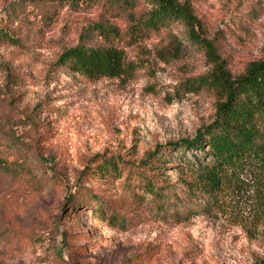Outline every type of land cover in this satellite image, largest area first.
Returning a JSON list of instances; mask_svg holds the SVG:
<instances>
[{
	"label": "rangeland",
	"instance_id": "374dc122",
	"mask_svg": "<svg viewBox=\"0 0 264 264\" xmlns=\"http://www.w3.org/2000/svg\"><path fill=\"white\" fill-rule=\"evenodd\" d=\"M191 1L232 74L263 56L264 0ZM96 21L122 33L101 36L92 31ZM125 27L105 0H0V264H253L264 258V172L231 173L211 198L195 188L187 169H177L185 165L180 154L194 155L178 143L214 113L213 92L186 83L212 70L203 50L186 43L174 55L168 35H181L179 24L136 40ZM78 42L121 48L124 71L113 77L70 71L59 55ZM154 150L172 159L149 175L157 195L132 183L125 191L137 192L136 200L119 205L118 199L116 217L98 215V201L68 205L71 184L99 156L136 167ZM96 180L83 187L110 202L122 198L117 181L101 174Z\"/></svg>",
	"mask_w": 264,
	"mask_h": 264
},
{
	"label": "trees",
	"instance_id": "16d2710c",
	"mask_svg": "<svg viewBox=\"0 0 264 264\" xmlns=\"http://www.w3.org/2000/svg\"><path fill=\"white\" fill-rule=\"evenodd\" d=\"M47 1L63 3L76 0ZM141 1L105 0L113 15L124 20L127 37L136 40L179 24L184 32L179 36L168 35L174 46V55L179 54L183 45L190 43L202 49L212 65L208 73L189 78L186 82L191 89L205 87L211 90L216 103L209 123L192 138L182 139L178 143L177 149H192L194 155L192 160L180 154L185 165L177 169H187L193 177L191 181L195 188L211 198L215 197L231 173L248 168L264 172V50L261 58L248 62L239 74H232L223 63L214 42L206 35L191 0H144L148 7L140 9ZM92 29L106 38L122 33L119 28L104 21L94 22ZM124 57L123 50L116 46L78 42L61 52L59 62L70 71L87 77H113L124 71ZM174 146L175 143L169 142L168 147ZM156 153L157 150L148 151L136 167L129 162L99 156L91 166H85L82 175L71 184L68 205L82 206L88 200L98 201L100 204L94 210L98 215L110 212L109 216L116 217L115 203H118V199L121 202L119 205L126 200H136L137 192L133 190V196L126 192L135 188L132 183L157 195V186L149 179V175H157L158 172L153 170L165 168L163 164L172 159L156 156ZM58 172L52 175L53 182L59 178ZM100 174L106 177L108 183L117 181L122 198L115 197L110 202L108 198L100 196L97 190L83 187L97 181ZM84 175L85 180L82 179ZM253 264H264V258L257 259Z\"/></svg>",
	"mask_w": 264,
	"mask_h": 264
}]
</instances>
